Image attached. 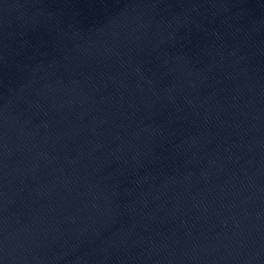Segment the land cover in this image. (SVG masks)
<instances>
[{"label": "water", "instance_id": "1", "mask_svg": "<svg viewBox=\"0 0 264 264\" xmlns=\"http://www.w3.org/2000/svg\"><path fill=\"white\" fill-rule=\"evenodd\" d=\"M0 264H264V0H0Z\"/></svg>", "mask_w": 264, "mask_h": 264}]
</instances>
